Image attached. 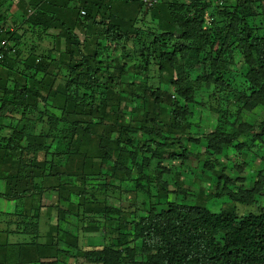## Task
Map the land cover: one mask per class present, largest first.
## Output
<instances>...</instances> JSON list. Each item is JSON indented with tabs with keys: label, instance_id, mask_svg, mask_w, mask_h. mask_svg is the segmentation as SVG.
Listing matches in <instances>:
<instances>
[{
	"label": "rangeland",
	"instance_id": "374dc122",
	"mask_svg": "<svg viewBox=\"0 0 264 264\" xmlns=\"http://www.w3.org/2000/svg\"><path fill=\"white\" fill-rule=\"evenodd\" d=\"M12 1L15 4L17 0ZM149 1L107 3L101 11L105 12L104 17L113 18L108 23L80 12L82 30H88L93 39L73 29L78 47L73 44L69 50L75 47L86 52L84 56L90 62L88 72L76 66L84 63L78 62L81 55L71 60L65 57L66 51L72 54L64 38L67 27H71L67 22L69 18L64 17L62 29L60 21L49 13L38 12L48 18L50 23L45 24L53 27L49 33L47 61L37 33L46 36L49 28L44 25L41 31L33 28L41 19H34V24L19 23L32 13L34 2L30 1L28 6L31 7L25 8L29 9L28 14L16 7L8 11V30L12 28L20 39L1 81L9 89L17 86L19 92L26 91L27 83L46 77L55 79L51 92L53 107L59 112L61 122L65 116L66 125L63 134L57 135L60 140L55 142L58 146L55 152L70 150L74 161L72 173L78 175L70 178L72 216L68 227L72 238L70 250L77 258L64 254L60 264H84L82 253L85 250L115 246L119 235L127 233L131 227L134 213L139 210L141 213L162 212L171 205L200 206L214 213L233 208L242 215L257 212L264 206V188L254 196L255 205L249 207L217 196L224 189L237 193L247 191L260 175L264 177V109L245 108L251 85L237 49L233 52V65L223 71L213 70L211 66L218 57L212 45L217 31L231 24L238 33L250 30L254 36L263 31L264 0H204V4L194 5L191 11L187 9L192 4L190 0H154L156 5L147 7ZM2 3L0 0V5ZM72 3L68 6L72 7ZM193 13L203 21L198 46L205 50L202 60L206 58L212 84L206 92L195 95L193 102L187 105L185 122L176 127L173 101L180 98L171 84L173 69L162 55L176 53L184 44L173 39L178 32L175 20ZM110 33L112 37L107 36ZM160 38L173 40L164 47ZM98 39L104 41L101 49H95L100 45ZM215 44L217 47L219 42ZM33 59L35 65L31 66ZM196 63L200 60H191V64ZM72 64L76 67H69ZM200 74V67L189 73L193 86L197 85L195 80ZM74 77L88 82L84 90L87 103L93 106L94 118L83 115L84 109H73L61 98L65 85ZM226 86L227 91H223ZM10 98H4L0 109L8 107L14 114L25 110L10 106ZM28 100L33 101L30 95ZM243 127L247 128L246 132H239ZM211 132L237 134L236 140L231 146H223L221 153H212L206 149L205 140L206 134ZM138 185L142 190H127Z\"/></svg>",
	"mask_w": 264,
	"mask_h": 264
},
{
	"label": "trees",
	"instance_id": "16d2710c",
	"mask_svg": "<svg viewBox=\"0 0 264 264\" xmlns=\"http://www.w3.org/2000/svg\"><path fill=\"white\" fill-rule=\"evenodd\" d=\"M11 1L3 0L0 5V43H4L1 48L2 58L0 61V97L7 99L11 96L9 99L10 106L25 108L22 111L26 113L28 111L26 108L32 107L31 109H34L35 103L33 101H35L34 97L38 95L37 88L29 87L27 83L24 86L26 91L20 90L18 92L17 86L9 89L1 81L11 57L17 52L20 39V36L12 28L8 30L9 19L7 14L13 6ZM30 1L34 2V0L28 2L19 0L18 9L24 13L25 8L31 7V5L28 6ZM116 1L118 0H84L79 7H70V12L74 14V20L72 22L67 21L71 27H67V35L64 38L66 39V47L72 54L66 51L67 55H63L68 56L69 59L65 58V60L77 59L81 55L78 62L84 61V63H79L76 66L84 72L90 71L88 70L90 67L89 59L84 56L86 52L81 48L79 50L75 49V47H78V43H75L77 38L74 37L72 30L77 28L80 33L88 34L87 36L92 40L93 36H90L88 30L83 32L84 27H81L82 16L80 12H83L86 17H98L101 22L108 23L109 19L112 20L113 18L110 16L104 17L103 13L105 12H102L101 9L103 6H107V3L112 4ZM190 1L192 4L187 6L188 11H191L194 5H202L205 2L204 0ZM32 4L34 10L26 19L19 22L20 25L29 22L34 24V19H41L42 21L36 23V25H40L48 18L40 17L38 12H46L58 22L60 21L59 26L62 29L65 27V24H62L65 18L56 16L52 8L49 11L47 10L48 0H40ZM28 10L25 11V14H28ZM195 14L197 13L176 18L175 28L178 32L174 34L173 39H179L184 44L178 48L176 53L165 52L162 55V59H165L173 69L174 77L171 84L176 95L180 98L173 101L172 114L175 118L176 127L183 125L185 122L188 115L187 105L193 102L195 95L200 91L206 92L212 84V76L209 75V70L206 69V58L202 60L205 50H201L198 46V38L203 32V21L198 20V16H195ZM43 24L47 28L49 27L45 22ZM235 25H237V22H235ZM55 27L57 28V26ZM33 28H35V25ZM111 33L107 36L112 37ZM252 33L250 30L238 33V30L232 24L228 28L217 31L212 45L218 57L212 61L211 66H213V70L223 71L225 67L228 68L233 65L232 56L234 49H237L242 57L245 77L251 85V94L245 98V108L261 107L264 109V27L258 35L253 36ZM173 39L160 38L159 41L164 47H168ZM99 41L100 45L95 49H101L99 47L104 43L103 40ZM217 42L219 44L216 47L215 43ZM73 44H76L75 47L69 50ZM196 59H199L200 63L191 64V60ZM34 65L35 60L33 59L31 66ZM76 66L72 64L69 67L75 68ZM196 67H200L201 74L195 80L197 85L193 86L194 84L189 80V73L195 70ZM81 75L83 76V74ZM83 81L85 82H80L75 77L69 80L65 85L61 98L69 106H73V109H84L83 115L89 114L91 118H94L93 106L87 103L88 98L86 90H84L87 88L88 82L87 80ZM81 87H84L83 90ZM227 87L222 88V90L227 91ZM28 94L33 95L30 96L33 101L29 102ZM90 100L92 101V99ZM241 129L239 130L241 133L247 130L245 127ZM61 133L63 134L62 130H60ZM236 135L208 133L205 136L206 149L212 151V153H221L223 146H231L232 142L236 140ZM98 139L101 141L102 138L99 136ZM67 151L65 154L72 160L71 151ZM62 154L56 152L55 156L59 157ZM263 188L264 177L260 175L257 182L247 191L237 193L224 189L217 196L227 197L232 204L249 207L255 205L254 196L261 193ZM127 190L137 192L142 190V187L138 185L137 188L134 186ZM232 209H222L220 212L214 213L208 208L200 206L171 205L168 210L162 212L146 210L141 213L139 212L141 210L136 211L131 227L127 233L119 235L116 245H105L85 250L82 253L84 264H264V206L260 207L257 212L242 215H238ZM69 256L77 258L76 253H71V250ZM45 263L42 262L41 264ZM49 264H60V260L55 258L54 262ZM73 264H76V262Z\"/></svg>",
	"mask_w": 264,
	"mask_h": 264
},
{
	"label": "crops",
	"instance_id": "0c3cea01",
	"mask_svg": "<svg viewBox=\"0 0 264 264\" xmlns=\"http://www.w3.org/2000/svg\"><path fill=\"white\" fill-rule=\"evenodd\" d=\"M82 1L48 0L46 8L72 22L69 2L74 3L73 8ZM18 2L12 9L18 8ZM44 22L50 23L48 19ZM44 22L34 29L41 31ZM48 28L46 36L37 33L40 48L47 53L44 60L53 30ZM46 78L28 83L37 88L34 109L15 114L8 107L0 109V264H49L70 252V178L78 175L72 173L74 161L65 154L68 151L61 149L63 154L55 156V144L60 140L56 134L64 131L65 116L61 122L53 107L55 79ZM4 100L0 97V105Z\"/></svg>",
	"mask_w": 264,
	"mask_h": 264
},
{
	"label": "built area",
	"instance_id": "2783aa9c",
	"mask_svg": "<svg viewBox=\"0 0 264 264\" xmlns=\"http://www.w3.org/2000/svg\"><path fill=\"white\" fill-rule=\"evenodd\" d=\"M154 0H150L149 2L146 3L147 7H152L155 3ZM4 46V43H0V61H1V58H2V55H1V48Z\"/></svg>",
	"mask_w": 264,
	"mask_h": 264
}]
</instances>
